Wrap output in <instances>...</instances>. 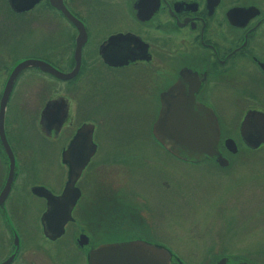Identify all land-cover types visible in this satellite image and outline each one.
<instances>
[{
    "label": "flooded vegetation",
    "instance_id": "flooded-vegetation-1",
    "mask_svg": "<svg viewBox=\"0 0 264 264\" xmlns=\"http://www.w3.org/2000/svg\"><path fill=\"white\" fill-rule=\"evenodd\" d=\"M2 7L5 19L9 14L18 19V41L33 51V55L11 62L0 60V68L5 70L2 87L17 60L38 59L59 72H75L60 79L38 66H27L13 80L4 128L13 173L0 204L5 209V247L0 249V262L9 259L7 264H33L41 247L56 245L66 236L84 259L89 249L111 242L141 240L169 248L171 215H185L195 204L202 207V201L230 206L232 191L217 198L197 195L191 187L185 191L180 181L184 176L181 165L171 166L166 158L151 155L136 160L140 152L132 143L136 134L127 132L136 131L134 128L97 127L89 118H138L146 121L140 131L151 132L163 104L180 107L188 102L200 114H212L219 131H240L247 113H254L260 121L257 113L264 114V0H38L21 12L3 0ZM6 32L0 31L5 61L13 48ZM58 83L63 84L60 93ZM16 87L23 106L33 105L36 134L47 147L57 149L56 142L65 139L57 151L64 179L55 190L43 183L25 188V178L45 171L48 149L33 146L27 131L6 128L7 107ZM61 115L65 120L58 131L47 134L42 130L43 124L53 126ZM83 124L92 125L94 150L74 182L79 194L70 210L71 219L59 237L50 239L40 224L45 199L30 188L36 185L53 195L61 193L68 169L61 161V152ZM97 131L106 133L101 137ZM102 138L109 143H101ZM216 146L226 160L224 165L214 156L207 161H185L162 148L164 156L171 155L176 163L207 168L213 181L229 180L235 153L221 140ZM0 158L5 162L6 179L9 160L1 145ZM27 192L43 203L39 231L22 223L19 205ZM261 212L258 221L262 225L264 208ZM228 230L223 233L231 235ZM79 235L85 240L81 246L76 244ZM244 243L241 250H235L239 243L229 239L199 240L196 244L204 250L198 264H264V242ZM178 260L186 264L173 254V263Z\"/></svg>",
    "mask_w": 264,
    "mask_h": 264
},
{
    "label": "rangeland",
    "instance_id": "rangeland-1",
    "mask_svg": "<svg viewBox=\"0 0 264 264\" xmlns=\"http://www.w3.org/2000/svg\"><path fill=\"white\" fill-rule=\"evenodd\" d=\"M2 3L3 0H0V31H7L6 33L11 36L8 39L11 40L13 48H9L11 52L7 61H5V50L0 48L1 62H11L14 59L16 60L29 54L33 55V51H31L28 44L18 41V37L21 35L16 22L18 19L10 16V14L8 19H5V8L2 7ZM12 37L15 39L13 40ZM3 68L4 66L0 68V90L5 77V70ZM57 86L58 93H60L63 84L58 83ZM18 92L19 87H16L11 102L9 101L8 103L6 128L10 129V131H27V134L31 138V144H34L33 146L43 148L40 146L45 145L48 149L46 153L48 158L46 163L43 164L45 171H36L31 176L29 175L27 179L25 178V188L27 189L31 184L43 183L50 189L55 190L64 179V168L59 162L57 151L64 145L65 139L56 142L57 149L53 150V148H56L55 146L52 149L47 147L48 144L44 143L36 134L37 129L33 105L26 104L23 106L24 101ZM89 119L93 120L97 124V127L116 128L122 126L134 128L136 131L127 132L128 134H133L134 132L136 134V136L133 134L134 140L132 142L140 149V152L136 154V160L148 159L151 155L154 159L156 157L166 158L171 166L181 165L180 169L184 176L180 181L186 187L185 191H189V187H191L197 195L206 193L213 198H217L222 193L226 194L228 190L232 191V195L230 193V196L233 200H230L229 207H226L225 203L219 204L214 200L206 201L205 203L202 201V207L201 204L200 206H196L197 204H195V209L192 206L186 210L185 215H171L169 219L172 223L170 229V247L167 249L172 254L180 256L186 264L199 263L202 256L201 251L204 250V247L197 246L196 243L199 240L229 239L233 243H239L234 247L235 250H241L242 248L240 247L245 244V241L264 242V224L261 225L258 221V218L261 217L260 213H262L261 211L264 208V146L253 150L244 148L241 145L237 131H221L223 137L229 136L234 140L236 145H238V150L231 157L233 160L231 179L221 181L218 178L219 180L216 182L213 181V174H208L207 168L203 166L176 163L175 161L177 160L171 155H166L165 157L162 146L153 138L151 132L140 131L145 125V120L138 118L133 119V121L131 119H127L126 121L124 119L102 120L99 116L92 115ZM97 133L102 137L106 131H97ZM100 142L104 144L109 143L106 138H102ZM3 159L5 160V157ZM4 163L0 158V187L5 179ZM19 207L23 209L22 223L39 231V215L43 210L42 201L27 192L23 196V204H20ZM2 224H5V209L0 208V249L1 247H5V228L2 227ZM225 230H228L231 235L227 232L226 234L223 233ZM250 245L256 246L257 244L250 243ZM37 258V261L33 264H86V257L84 259L83 255L76 250L72 241L67 236L56 245H50L46 248L41 247ZM26 263L30 264L28 261Z\"/></svg>",
    "mask_w": 264,
    "mask_h": 264
},
{
    "label": "water",
    "instance_id": "water-1",
    "mask_svg": "<svg viewBox=\"0 0 264 264\" xmlns=\"http://www.w3.org/2000/svg\"><path fill=\"white\" fill-rule=\"evenodd\" d=\"M37 1L8 0V3L15 12H21L31 8ZM58 7L64 13L62 6L58 5ZM27 66H38L60 79H68L75 72L62 73L44 61L31 58L17 60L10 69L0 93V145L9 160L8 173L0 188V204L9 191L13 173V157L4 132L5 107L13 80L17 73ZM182 105L179 107V105L163 104L159 116L152 124L151 134L171 155L179 159L200 162L211 160L214 156L216 162L224 165L226 160L219 154L216 145L221 140L230 153H236L237 146L234 140L229 136H222L212 114H200L192 103L187 102ZM257 115L261 117L260 121L254 117V113H247L239 125V138L242 144L251 150L264 144V131H258L264 127V114L257 113ZM64 120L65 116L61 115L53 126L49 123L48 126L43 124L41 128L47 134L49 131L56 132ZM91 128L90 124L79 126L68 146L61 152V161L68 165V169L66 181L59 195H53L42 186L35 185L30 188L33 194L45 199V210L40 215V224L43 234L50 239L59 237L63 232V225L71 219L70 210L79 194L74 182L94 150ZM83 150L85 152L82 153ZM84 243L83 236L79 235L76 244L81 246ZM172 256L167 248L141 240H132L105 243L89 249L86 252V264H183L179 260L173 263ZM8 260L0 264H7ZM215 264L224 263L219 261Z\"/></svg>",
    "mask_w": 264,
    "mask_h": 264
}]
</instances>
